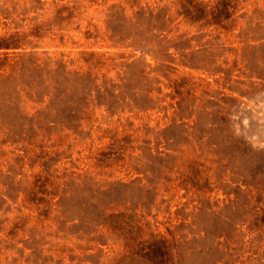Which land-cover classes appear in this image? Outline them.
<instances>
[{
  "label": "rangeland",
  "instance_id": "1",
  "mask_svg": "<svg viewBox=\"0 0 264 264\" xmlns=\"http://www.w3.org/2000/svg\"><path fill=\"white\" fill-rule=\"evenodd\" d=\"M0 44V264H264V0H0Z\"/></svg>",
  "mask_w": 264,
  "mask_h": 264
},
{
  "label": "trees",
  "instance_id": "2",
  "mask_svg": "<svg viewBox=\"0 0 264 264\" xmlns=\"http://www.w3.org/2000/svg\"><path fill=\"white\" fill-rule=\"evenodd\" d=\"M2 45L0 44V47H1ZM6 47H7V45H6Z\"/></svg>",
  "mask_w": 264,
  "mask_h": 264
}]
</instances>
